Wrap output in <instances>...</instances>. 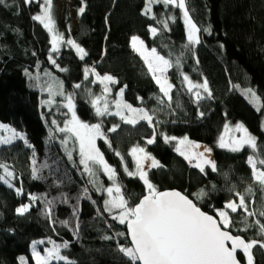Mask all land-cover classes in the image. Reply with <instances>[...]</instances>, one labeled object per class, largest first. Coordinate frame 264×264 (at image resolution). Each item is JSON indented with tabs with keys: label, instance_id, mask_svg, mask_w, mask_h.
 Returning a JSON list of instances; mask_svg holds the SVG:
<instances>
[{
	"label": "trees",
	"instance_id": "1",
	"mask_svg": "<svg viewBox=\"0 0 264 264\" xmlns=\"http://www.w3.org/2000/svg\"><path fill=\"white\" fill-rule=\"evenodd\" d=\"M74 1L76 30H71L73 18L68 10L58 27L65 41L72 39L85 49L88 55L83 60L66 43L58 52H51L50 33L32 18L40 12V1L0 3V121L24 132L27 140L25 143L18 139L0 147V163L8 165L14 174L9 178L13 187L0 181V264H21L20 257L25 258L26 264H35L32 242L43 240V245L49 247V239L56 244L68 242L61 254L74 264H130L118 250L121 244L131 245L128 237L117 235L126 233V226L104 211L105 192L88 183L78 156L68 159L60 142L63 134L51 123L55 119L61 124L68 116L66 108L59 109L62 98L57 97L55 105L42 103L50 98L46 88L52 76L62 82L65 93L74 96L82 120L101 124L111 147L99 138V148L116 169L130 205L146 194L139 177L128 176L124 171L126 164L129 171L135 172L130 152L140 146L162 165L147 170L150 181L160 191L178 189L213 214V208H222L225 202L236 199L230 188L235 186V191L244 192L251 186L252 193L246 194L249 210L259 209L264 204V191L253 180L247 158L254 155L257 160L264 159V0H185L189 15L201 30L199 44L189 43L179 8L155 4L152 14L145 16V0ZM81 6L85 12L78 14ZM173 16L175 20L169 19ZM164 20L168 21V28L160 23ZM150 26L158 29L155 36L149 31ZM132 36L140 37L149 48H155L172 62L167 73L173 84L171 100L160 92L144 59L131 47ZM49 55L59 67L51 63ZM86 67H94L101 76H113L116 83L110 82L108 93L111 101L120 97L118 93L123 88L124 101L147 110L153 117L152 124H125L111 112L97 116L91 101L103 86L91 73L88 79L84 78ZM185 75L195 84L206 79L211 96L203 89L189 92ZM76 84L81 87L75 88ZM240 88L256 92L261 101L259 111ZM195 91H200L202 99H196ZM235 124H242L256 138V149L246 145L239 152H232L219 147L217 142L225 125ZM113 125L120 127L109 132ZM154 133L155 142L147 144ZM165 135L177 139L186 136L211 146L217 170L213 172L207 165L202 173L175 150L177 140L166 143ZM117 151L123 161L115 155ZM257 167L264 170V166ZM33 168L38 169L37 178L33 177ZM0 175H4L3 169ZM99 181L104 188L105 181ZM18 188L22 189L21 195H17ZM201 190L206 195L197 200L194 194ZM30 195L38 199L32 202ZM24 204H30V209L20 215L16 209ZM49 207L50 217L45 215ZM230 215L236 221L231 229L234 235L246 240L261 239L255 227L240 231L244 228L242 212ZM254 219L264 223V217L258 215L248 218L250 223ZM252 253L254 264H264V249L257 246ZM238 256L246 264L243 254Z\"/></svg>",
	"mask_w": 264,
	"mask_h": 264
},
{
	"label": "snow or ice",
	"instance_id": "2",
	"mask_svg": "<svg viewBox=\"0 0 264 264\" xmlns=\"http://www.w3.org/2000/svg\"><path fill=\"white\" fill-rule=\"evenodd\" d=\"M24 2L31 4L35 0H24ZM0 3H3V0H0ZM153 4H163L164 7L173 6L182 10L183 23L187 29L189 43H200L198 33L201 30L189 15L185 0H145L142 14L145 16L152 14ZM40 9V14L34 15L32 18L42 23L43 27L51 34L52 52H58L59 46L62 43H66L73 47L80 59L83 60L88 55L85 49L72 39L65 41L63 33L56 30L52 12L53 0H43ZM84 12L85 7L81 6L78 9V14H83ZM153 19H155L154 15ZM169 19L175 20L176 18L173 16L169 17ZM160 23L163 24L164 28L169 26L167 20L160 21ZM149 31L155 36L158 29L150 26ZM204 31L209 30L205 29ZM131 47L143 57L148 65V71L152 73L153 79L159 85L160 92L171 100L170 93L173 84L168 81L165 73L168 68L173 66L172 62L159 55L155 48L150 51L147 50L144 47V41L138 36L131 37ZM48 59L53 65H56V60L53 59L52 55H49ZM176 63L179 65V61ZM56 66L59 67V65ZM61 70L66 71V69ZM90 73L96 76V81L104 85L105 94L111 90L108 87V82L116 83L113 76L108 74L101 76L94 67H86L84 69V78L88 79ZM157 73L159 74L157 75ZM45 75H48V73H45ZM96 81H93V83ZM184 81L187 83L189 92H193L194 89H203L208 96H211L206 79L203 83L195 84L185 75ZM74 87L80 88L81 85L76 84ZM46 90L49 92L50 98L42 101V103L49 106L56 103L53 98L55 95L65 96L62 82H59L58 88H54L53 84H49ZM123 91L124 89L121 88L118 93L121 99L114 101L117 108L115 115L120 116L125 124L135 125L140 121H147L151 125L153 121L152 115L144 108H134L131 104L124 102L122 99ZM245 91L251 97V102L258 104L260 97L257 96L256 92L250 88ZM193 94L197 100L202 99L200 91H195ZM65 99L67 102L64 107L71 113V119L64 121L63 127L57 125L55 119L51 123L57 125L56 131L66 134L61 140V144L65 146L69 160L73 159L72 151L68 150L69 141L74 140L78 144L79 164L83 165V172L89 177L88 183L96 186L97 191L103 190L107 193L108 198L103 201L104 211L108 213L115 212L112 219L126 226L127 232H120L117 235L130 238L131 245L125 246L121 244L118 250L128 258L130 264H137V262L139 264H241L240 259L237 257L238 251L243 254L246 264H254L253 248L259 246L264 249V223L260 219H254L250 223L248 218L256 217L257 215L264 217V204L259 209L249 210L250 202L246 201V194L252 193L253 189L251 186L245 188L244 192L235 191V186H233L229 191L234 193L236 199L225 202L222 208H213V214H209L203 211L188 195L175 190L160 191L150 181L148 171L145 169V162H150L147 165L148 169L159 168L162 165L144 147L134 146L130 154L135 161L136 170L135 172L129 171L127 165L124 164V171L128 176L139 177L146 187V194L139 198L138 203L130 205L129 199L126 198L122 190V185L118 182L116 169L108 164L104 154L97 147V138H103L108 142L106 134L101 130V124H89L81 121L76 114L72 95L68 94ZM102 99L104 104L101 107L100 101ZM91 103L97 116L110 114L106 96H97ZM257 110H260L259 106ZM125 111L128 115H125ZM119 127V125H113L108 131L115 132ZM0 130L7 133V135H0V144H11L16 139H24L21 133H18L9 125L0 123ZM225 130H230L228 125H225ZM235 130L242 132L243 135L238 139L232 137L230 140H226L224 136H221L219 140L220 148L239 152L246 145L252 149L258 147L256 138L249 134L247 128L242 124H237ZM155 138L154 133L153 137L147 139L146 143L149 145L153 144ZM163 138L166 143L177 139L166 135ZM108 143L109 147H111L110 142ZM200 147L201 145L190 141L185 136L178 140L175 150L202 173L205 172V165H209L212 171L215 172L217 170L215 162L206 156V153H210L211 149L205 147L203 151H197ZM115 155L123 161L124 158L120 152L117 151ZM247 163L251 167L253 180L264 191V170L257 167L258 164L264 166V159L257 160L254 155H250L247 158ZM33 164H35V160H33ZM44 167H47V165H44ZM0 169H3L4 172V175H0V181L9 187H13L9 178L13 177L14 174L9 170V166L0 163ZM32 171L33 177L37 178L38 169L33 168ZM101 171L112 181L111 186L102 188L98 180V173ZM16 191L17 195L22 194V189L18 188ZM87 192L88 189L85 188L84 193L87 194ZM194 195L197 200H202L206 193L201 190ZM29 199L35 202L38 197L30 195ZM46 203L51 205L52 201H46ZM30 206V204L21 205L16 209V212L23 215L29 211ZM230 212L233 214L242 212L240 219L244 223V228L240 229V231L247 232L248 229L255 227L258 229L257 236L261 237V239L245 240L242 235H234L231 229L235 226L236 221L230 215ZM45 215L51 216V207L46 209ZM61 223L67 224L68 221H61ZM111 238L105 237V239ZM49 243L52 244V247L46 248L44 253L41 254L37 250V245L44 244V241L37 240L32 242V257L35 260V264H51L54 260L65 261L66 264H74L67 256L61 254V248H67L69 246L68 242L56 244L49 239ZM19 259L21 264H26L24 257Z\"/></svg>",
	"mask_w": 264,
	"mask_h": 264
},
{
	"label": "rangeland",
	"instance_id": "3",
	"mask_svg": "<svg viewBox=\"0 0 264 264\" xmlns=\"http://www.w3.org/2000/svg\"><path fill=\"white\" fill-rule=\"evenodd\" d=\"M38 1H40V5L41 4H43V0H38ZM153 5H155V4H153ZM153 5H152V8H153ZM69 11V13L72 15V18H73V21H72V23H73V27H72V32L73 31H75L76 30V25H77V10L75 9V1L74 0H53V9H52V12H53V19H54V21H55V27H56V30L58 31V32H60L59 31V23L61 22V21H63V19L65 18V12L66 11ZM40 11H41V9H40ZM39 14H40V12H39ZM187 30V29H186ZM61 33V32H60ZM198 36H199V33H198ZM50 37H51V34H50ZM140 38V37H139ZM141 39V38H140ZM142 40V39H141ZM63 44V43H62ZM62 44L59 46V49L61 48V46H62ZM144 47L147 49V50H151V48H149L147 45H146V43L144 42ZM51 52H52V45H51ZM53 53V52H52ZM138 53V52H137ZM158 53V52H157ZM139 55H140V53H138ZM159 54V53H158ZM160 55V54H159ZM141 56V55H140ZM142 57V56H141ZM143 58V57H142ZM54 59V58H53ZM147 65V64H146ZM147 67H148V65H147ZM168 70H169V68L167 69V72L165 73V75L167 76V79H168V75H167V73H168ZM152 74V73H151ZM159 73H157V75H158ZM153 76V75H152ZM51 79V83L50 84H53V86H54V88H58V86H59V81L56 79V78H54L53 76L50 78ZM96 79V78H95ZM190 79V78H189ZM191 80V79H190ZM168 81H169V79H168ZM99 82V81H98ZM110 82H108V87L110 88ZM40 85V87H41V84H39ZM102 92L100 93V94H98V95H96V96H93L92 97V100L95 98V97H97V96H101V97H104V96H106V98H107V102H108V108H109V112H111V113H116V111H117V108L114 110V108H113V106H114V101H111V98L109 97V95H108V93H104V85L102 84ZM41 89H42V87H41ZM241 89V88H240ZM246 88H244V89H241V91L244 93V95L246 96V98L251 102V97L249 96V95H247L246 94ZM47 91V90H46ZM65 93V92H64ZM68 94H71V93H65V96H60V95H55L53 98L54 99H56L57 97H60V98H62V99H60V105H59V109L62 107V108H66V107H64V104H66V99H65V97L68 95ZM72 95V94H71ZM72 97H73V103L75 104V99H74V96L72 95ZM168 98V97H167ZM119 99H121V97H119L117 100H119ZM122 99H123V101L125 100L124 99V93H123V97H122ZM124 102H126V103H128L127 101H124ZM56 103H57V101H56ZM56 103H54V105L56 104ZM252 103V102H251ZM103 104H104V100L102 99L101 101H100V106L102 107L103 106ZM129 104V103H128ZM252 105H254V107L257 109V107L259 106V107H261V101H259L258 102V104H253L252 103ZM49 106V105H48ZM133 106V105H132ZM53 107H55V106H53ZM134 108H139V107H136V106H133ZM59 109H58V111H59ZM67 109V108H66ZM75 111H76V114H77V116H78V118L81 120V121H83V122H85V123H88V122H86V121H84V120H82L80 117H79V115H78V113H77V110H76V104H75ZM67 114H68V116L63 120V122L60 124L59 123V121H57L56 120V122H57V125H59L60 127H63V124H64V121H66V120H69V119H71V113L68 111V109H67ZM125 115H128V113L125 111ZM53 118H55V117H53ZM0 123H3V124H6V125H9L11 128H13V129H15L18 133H21L22 135H23V137H24V139H21V140H24V141H27L26 140V134L24 133V132H22V131H20V130H17L16 128H14L12 125H10V124H7V123H4V122H2V121H0ZM89 124H91V123H89ZM57 125H56V127H57ZM236 125L237 124H235V125H228V127H229V131H226V130H224V132H223V134L221 135V136H224L225 137V139L226 140H230L232 137H235V138H239L240 136H242L243 135V133L242 132H238V131H236L235 130V127H236ZM102 130V129H101ZM58 133H60V132H58ZM249 133V132H248ZM61 134H63V136L60 138V142H61V140L64 138V136L66 135L65 133H61ZM250 134V133H249ZM0 135H7V133H5V132H3V130H0ZM220 136V137H221ZM220 137H219V139H218V142H217V144L219 145V140H220ZM179 139H182V138H179ZM179 139H176L177 140V142H178V140ZM16 140H18V139H16ZM16 140H14V141H16ZM13 141V142H14ZM98 141H99V138H97V141H96V143H97V147L99 148V144H98ZM191 141V140H190ZM196 143V142H195ZM199 145H201V147H200V149H198L197 151H203L204 150V148L205 147H207V148H210L211 149V146H208V145H204V144H200V143H198ZM3 145H7V144H0V147L1 146H3ZM63 146V148H64V150H65V146L64 145H62ZM100 149V148H99ZM68 150H71L72 151V153H73V157L74 156H78V159H79V154H78V144H76L75 143V141L74 140H70L69 141V143H68ZM101 151V150H100ZM211 151H212V149H211ZM65 152H66V150H65ZM67 154V153H66ZM206 156L209 158V159H211L212 161H213V159H212V153L210 152V153H206ZM148 163H150V162H145V169L146 170H148V167H147V165H148ZM82 167H83V165H81ZM205 166H207V165H205ZM101 179H103L104 181H105V186H104V188H106V187H108V186H111V184H112V181H110L109 179H108V177L101 171V172H99L98 173V180H101ZM100 182V181H99ZM105 192V191H104ZM105 195H106V199L108 198L107 197V193L105 192ZM112 216L113 215H115V212H113V213H110ZM41 246H43L42 248H41ZM52 246H49V247H46V246H44L43 244H39V245H37V250L38 251H40L41 252V254H43L44 253V250L46 249V248H51ZM53 262H57V261H52L51 263H53Z\"/></svg>",
	"mask_w": 264,
	"mask_h": 264
},
{
	"label": "water",
	"instance_id": "4",
	"mask_svg": "<svg viewBox=\"0 0 264 264\" xmlns=\"http://www.w3.org/2000/svg\"><path fill=\"white\" fill-rule=\"evenodd\" d=\"M171 190H175V191H179V192H181L182 194H184V195H186L185 193H183L182 191H180V190H178V189H166V190H162V191H171ZM190 198V197H189ZM195 202V201H194ZM196 203V202H195ZM199 206V205H198ZM200 207V206H199ZM203 211H205L203 208H201ZM205 212H207V213H209V214H212V213H210V212H208V211H205ZM129 240H130V238H129ZM246 240V239H245ZM131 243V242H130ZM241 252H237V257H238V259H239V254H240ZM241 261V260H240ZM138 264H139V262H138ZM241 264H243L242 262H241Z\"/></svg>",
	"mask_w": 264,
	"mask_h": 264
}]
</instances>
